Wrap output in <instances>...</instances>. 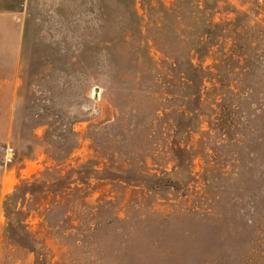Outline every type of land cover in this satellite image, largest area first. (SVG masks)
<instances>
[{"label": "rangeland", "instance_id": "374dc122", "mask_svg": "<svg viewBox=\"0 0 264 264\" xmlns=\"http://www.w3.org/2000/svg\"><path fill=\"white\" fill-rule=\"evenodd\" d=\"M0 264H264V0H0Z\"/></svg>", "mask_w": 264, "mask_h": 264}, {"label": "trees", "instance_id": "16d2710c", "mask_svg": "<svg viewBox=\"0 0 264 264\" xmlns=\"http://www.w3.org/2000/svg\"><path fill=\"white\" fill-rule=\"evenodd\" d=\"M24 183L27 184V183H30V182L29 181H25Z\"/></svg>", "mask_w": 264, "mask_h": 264}]
</instances>
